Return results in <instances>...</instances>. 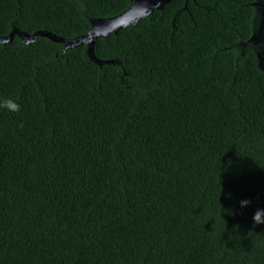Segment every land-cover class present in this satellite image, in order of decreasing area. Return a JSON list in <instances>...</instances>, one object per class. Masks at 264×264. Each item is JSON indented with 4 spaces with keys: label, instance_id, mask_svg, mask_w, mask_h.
<instances>
[{
    "label": "trees",
    "instance_id": "obj_1",
    "mask_svg": "<svg viewBox=\"0 0 264 264\" xmlns=\"http://www.w3.org/2000/svg\"><path fill=\"white\" fill-rule=\"evenodd\" d=\"M254 1L166 0L93 58L0 42V264H264ZM129 2L0 0V36L70 39Z\"/></svg>",
    "mask_w": 264,
    "mask_h": 264
},
{
    "label": "water",
    "instance_id": "obj_2",
    "mask_svg": "<svg viewBox=\"0 0 264 264\" xmlns=\"http://www.w3.org/2000/svg\"><path fill=\"white\" fill-rule=\"evenodd\" d=\"M164 1L166 0H130L128 7L120 14L105 19L96 18L91 21V26L85 35H80L70 39L56 36L55 34L45 30H39L33 32L32 34H27L20 33L13 29L7 36H0V42H10L14 34H17L25 43L33 41L38 36H45L53 41L62 43L63 50L71 46L84 44L88 55L93 58V45L95 38L115 33L121 27L129 23H134L140 17L151 11L152 8L159 7ZM251 38H253V36Z\"/></svg>",
    "mask_w": 264,
    "mask_h": 264
},
{
    "label": "clouds",
    "instance_id": "obj_3",
    "mask_svg": "<svg viewBox=\"0 0 264 264\" xmlns=\"http://www.w3.org/2000/svg\"><path fill=\"white\" fill-rule=\"evenodd\" d=\"M20 109V104L16 99H13L10 96H0V110H7L9 112H17ZM240 205L246 206L250 203L247 198H243L239 201ZM252 221L254 224L264 222V209L257 208L253 215Z\"/></svg>",
    "mask_w": 264,
    "mask_h": 264
},
{
    "label": "flooded vegetation",
    "instance_id": "obj_4",
    "mask_svg": "<svg viewBox=\"0 0 264 264\" xmlns=\"http://www.w3.org/2000/svg\"><path fill=\"white\" fill-rule=\"evenodd\" d=\"M254 2H255L254 3L255 4V9L258 12L260 11L261 15L264 17V0H255ZM263 25L264 24H262L261 26L263 27ZM261 26H260V28H261ZM259 32L262 35V33H264V28H263V32L260 31V30H259ZM260 34H259V36L257 38L255 36H253V39H255V42H259L262 39ZM262 41H264V39H262Z\"/></svg>",
    "mask_w": 264,
    "mask_h": 264
},
{
    "label": "rangeland",
    "instance_id": "obj_5",
    "mask_svg": "<svg viewBox=\"0 0 264 264\" xmlns=\"http://www.w3.org/2000/svg\"><path fill=\"white\" fill-rule=\"evenodd\" d=\"M259 13V16H258V18H257V25L259 26V28L254 32V36L257 38L258 36H259V34H260V32H259V30H260V26L262 25V24H264V22H263V16L261 15V13H260V11L258 12ZM263 28H264V25H263ZM263 35H264V33H263ZM262 39H264V37H262ZM262 39H261V41H262ZM260 41V42H261ZM263 43H264V41H262ZM262 66L264 67V60H263V62H262Z\"/></svg>",
    "mask_w": 264,
    "mask_h": 264
}]
</instances>
